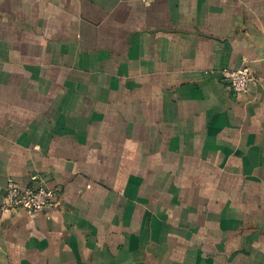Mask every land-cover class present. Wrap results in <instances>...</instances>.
<instances>
[{
	"label": "crops",
	"instance_id": "0c3cea01",
	"mask_svg": "<svg viewBox=\"0 0 264 264\" xmlns=\"http://www.w3.org/2000/svg\"><path fill=\"white\" fill-rule=\"evenodd\" d=\"M0 264H264V0H0Z\"/></svg>",
	"mask_w": 264,
	"mask_h": 264
},
{
	"label": "built area",
	"instance_id": "2783aa9c",
	"mask_svg": "<svg viewBox=\"0 0 264 264\" xmlns=\"http://www.w3.org/2000/svg\"><path fill=\"white\" fill-rule=\"evenodd\" d=\"M220 79L229 84L236 93L247 92L256 81L252 71L247 68L224 69L220 71ZM63 206L59 192L42 184L23 187L14 179H9L1 209L5 213L21 210L33 214L48 208Z\"/></svg>",
	"mask_w": 264,
	"mask_h": 264
}]
</instances>
